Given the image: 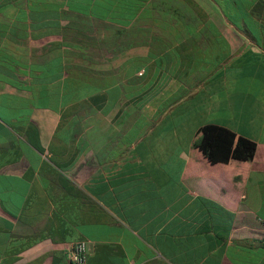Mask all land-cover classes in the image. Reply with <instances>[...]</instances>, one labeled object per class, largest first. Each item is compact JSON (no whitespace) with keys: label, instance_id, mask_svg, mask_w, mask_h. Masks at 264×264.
<instances>
[{"label":"crops","instance_id":"1","mask_svg":"<svg viewBox=\"0 0 264 264\" xmlns=\"http://www.w3.org/2000/svg\"><path fill=\"white\" fill-rule=\"evenodd\" d=\"M149 1L0 0V264H264V0Z\"/></svg>","mask_w":264,"mask_h":264},{"label":"trees","instance_id":"2","mask_svg":"<svg viewBox=\"0 0 264 264\" xmlns=\"http://www.w3.org/2000/svg\"><path fill=\"white\" fill-rule=\"evenodd\" d=\"M137 6L138 2H134V10L137 9ZM146 14L144 22H142L143 20H134L131 28H135V30L142 29V23L145 24V28L149 29L159 27L172 28L177 31L215 26L206 13L203 12V9L193 0H150L146 4ZM130 21L133 20L130 19ZM136 36L137 34L131 35V40H134ZM177 37L183 36L179 34ZM193 37H201V35L194 34ZM219 138V131L213 126L207 125L202 128L201 135L195 142V146L211 160L214 157Z\"/></svg>","mask_w":264,"mask_h":264},{"label":"built area","instance_id":"3","mask_svg":"<svg viewBox=\"0 0 264 264\" xmlns=\"http://www.w3.org/2000/svg\"><path fill=\"white\" fill-rule=\"evenodd\" d=\"M87 257V242L78 240L70 243L66 249L69 264H83Z\"/></svg>","mask_w":264,"mask_h":264}]
</instances>
